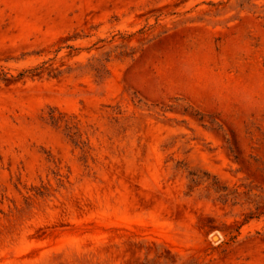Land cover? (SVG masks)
Instances as JSON below:
<instances>
[{
	"label": "rangeland",
	"instance_id": "374dc122",
	"mask_svg": "<svg viewBox=\"0 0 264 264\" xmlns=\"http://www.w3.org/2000/svg\"><path fill=\"white\" fill-rule=\"evenodd\" d=\"M0 264H264V0H0Z\"/></svg>",
	"mask_w": 264,
	"mask_h": 264
}]
</instances>
